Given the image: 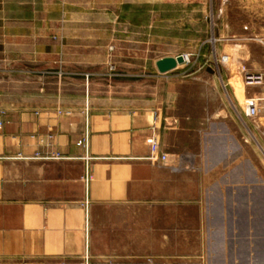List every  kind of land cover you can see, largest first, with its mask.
Returning <instances> with one entry per match:
<instances>
[{
	"label": "crops",
	"instance_id": "1",
	"mask_svg": "<svg viewBox=\"0 0 264 264\" xmlns=\"http://www.w3.org/2000/svg\"><path fill=\"white\" fill-rule=\"evenodd\" d=\"M24 60L21 71L7 69L0 90V264H86V256L88 264H173L176 256L183 264H264V178L257 182L250 121L222 115L181 126L160 106L102 109L90 76L87 88L84 80L69 88L72 73L58 78L46 58ZM86 137L87 148L78 144ZM153 137L154 156L167 155L166 163L152 157ZM193 212L201 226L217 218L228 241L210 258L200 244L210 263L190 259L197 251L176 252L175 229L161 236V224L191 222Z\"/></svg>",
	"mask_w": 264,
	"mask_h": 264
},
{
	"label": "rangeland",
	"instance_id": "2",
	"mask_svg": "<svg viewBox=\"0 0 264 264\" xmlns=\"http://www.w3.org/2000/svg\"><path fill=\"white\" fill-rule=\"evenodd\" d=\"M34 55L46 58V71L58 78L72 73L77 81L69 88L83 87L82 80L87 88L90 76L91 98L102 109L160 106L181 126L185 118L204 126L222 115L249 121V100L264 97V0H0V90L10 82L7 69L21 71L25 57ZM183 55L189 64L159 74L158 60ZM248 74L262 81L251 82ZM17 77L22 85L23 76ZM253 126L259 183L264 123ZM172 143L182 150L180 139ZM191 216L188 223L161 224V236L167 226L175 229L176 252L202 244L210 258L228 241L216 232L217 218L201 226ZM199 231L206 239L195 238ZM194 254L193 261L208 262Z\"/></svg>",
	"mask_w": 264,
	"mask_h": 264
},
{
	"label": "built area",
	"instance_id": "3",
	"mask_svg": "<svg viewBox=\"0 0 264 264\" xmlns=\"http://www.w3.org/2000/svg\"><path fill=\"white\" fill-rule=\"evenodd\" d=\"M182 58H183V64L182 65L189 64L190 61H189V58L187 56L183 55ZM223 60L225 61V59H223ZM261 77H262L261 75L255 76V75L248 74L247 80H249L251 82H257V81L260 82V81H262ZM251 100L252 101H250V102H253V103L248 106L247 111H246L247 119L250 122H253L254 125L264 123V97L257 98V99H251ZM156 142L157 141L154 137L151 138L149 141V143L151 145V149L153 150V156L152 157L161 161L162 163H166L168 160L167 155L163 154L157 158L154 156V151L157 149V143ZM78 144L80 146H84L87 148V146H88L87 137H86V139L80 141ZM91 180H92L91 171H90V169H88L86 176H85V183H86L87 187H89ZM86 207H87V203H86ZM85 261H86V264H88V256H86ZM108 264H114V262H109ZM136 264H155V259H153L151 257H147L144 260H142L141 262L136 263ZM173 264H180V263L175 262Z\"/></svg>",
	"mask_w": 264,
	"mask_h": 264
},
{
	"label": "water",
	"instance_id": "4",
	"mask_svg": "<svg viewBox=\"0 0 264 264\" xmlns=\"http://www.w3.org/2000/svg\"><path fill=\"white\" fill-rule=\"evenodd\" d=\"M182 64H183V58L181 56H178L176 58L167 57L160 59L156 62L155 65L159 74L164 75L177 69V67Z\"/></svg>",
	"mask_w": 264,
	"mask_h": 264
},
{
	"label": "bare ground",
	"instance_id": "5",
	"mask_svg": "<svg viewBox=\"0 0 264 264\" xmlns=\"http://www.w3.org/2000/svg\"><path fill=\"white\" fill-rule=\"evenodd\" d=\"M182 57V56H181ZM176 58V57H175ZM180 66V65H179ZM253 102H250L249 104H248V106L250 105V104H252Z\"/></svg>",
	"mask_w": 264,
	"mask_h": 264
}]
</instances>
